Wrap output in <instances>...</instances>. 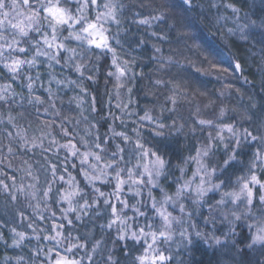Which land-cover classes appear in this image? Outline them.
Segmentation results:
<instances>
[{"label": "clouds", "instance_id": "obj_1", "mask_svg": "<svg viewBox=\"0 0 264 264\" xmlns=\"http://www.w3.org/2000/svg\"><path fill=\"white\" fill-rule=\"evenodd\" d=\"M0 264H264V0H0Z\"/></svg>", "mask_w": 264, "mask_h": 264}]
</instances>
